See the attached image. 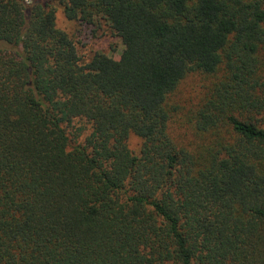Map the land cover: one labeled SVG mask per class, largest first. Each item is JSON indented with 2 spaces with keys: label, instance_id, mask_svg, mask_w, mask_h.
I'll use <instances>...</instances> for the list:
<instances>
[{
  "label": "trees",
  "instance_id": "1",
  "mask_svg": "<svg viewBox=\"0 0 264 264\" xmlns=\"http://www.w3.org/2000/svg\"><path fill=\"white\" fill-rule=\"evenodd\" d=\"M191 73L198 149L167 106ZM0 264H264V0H0Z\"/></svg>",
  "mask_w": 264,
  "mask_h": 264
},
{
  "label": "rangeland",
  "instance_id": "2",
  "mask_svg": "<svg viewBox=\"0 0 264 264\" xmlns=\"http://www.w3.org/2000/svg\"><path fill=\"white\" fill-rule=\"evenodd\" d=\"M57 25L67 31L75 40L79 53L84 59L90 58L96 51L118 58L123 51L122 40L112 32L105 20H101L96 24L69 20L65 17L63 8L57 5ZM208 86L209 78L200 73H191L181 81L178 88L169 96L167 102L171 114L170 131L172 135L179 141L188 143L194 149H198L208 142L206 136L194 132L190 122V118L200 104ZM80 126H84L85 131L81 137L75 138L71 130L78 129ZM68 131H70L72 143L83 142L84 138L90 133V126L85 121L75 120L70 124ZM128 143L133 151H138L142 139L135 134H131Z\"/></svg>",
  "mask_w": 264,
  "mask_h": 264
}]
</instances>
